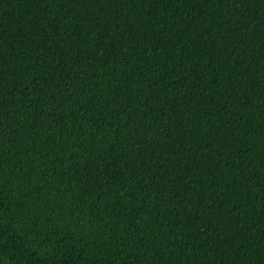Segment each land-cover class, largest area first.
Wrapping results in <instances>:
<instances>
[{"label": "trees", "instance_id": "16d2710c", "mask_svg": "<svg viewBox=\"0 0 264 264\" xmlns=\"http://www.w3.org/2000/svg\"><path fill=\"white\" fill-rule=\"evenodd\" d=\"M0 264H264V0H0Z\"/></svg>", "mask_w": 264, "mask_h": 264}]
</instances>
